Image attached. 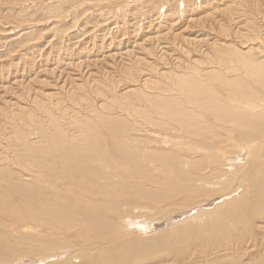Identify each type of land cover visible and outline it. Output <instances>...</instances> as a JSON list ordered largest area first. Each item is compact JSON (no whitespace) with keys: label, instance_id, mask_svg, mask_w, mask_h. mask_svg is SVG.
I'll return each mask as SVG.
<instances>
[{"label":"bare ground","instance_id":"obj_1","mask_svg":"<svg viewBox=\"0 0 264 264\" xmlns=\"http://www.w3.org/2000/svg\"><path fill=\"white\" fill-rule=\"evenodd\" d=\"M235 35L247 36L241 50L259 47L258 60L230 51L208 74L195 66L191 84L177 83L181 98L140 87L149 107L132 127L111 116L104 125L88 117L85 127L69 120L68 131L56 121L53 132L40 133L42 144L26 147L33 159L17 162L24 170L16 177L1 167L0 264L45 263L64 249L65 264H260L264 32ZM234 59L244 66L227 64ZM159 223L169 229L155 232ZM151 230L157 235L144 241L141 232ZM12 244L28 246L13 255Z\"/></svg>","mask_w":264,"mask_h":264},{"label":"rangeland","instance_id":"obj_2","mask_svg":"<svg viewBox=\"0 0 264 264\" xmlns=\"http://www.w3.org/2000/svg\"><path fill=\"white\" fill-rule=\"evenodd\" d=\"M263 3L264 0H0V168L9 165L4 175L16 177L18 170H24L17 162L33 159V152L27 149L42 144L40 133L54 130L56 121L68 131L70 127L65 124L71 120L85 127L91 122H87L88 117L102 125L111 116L120 126L132 127L130 121L142 119L137 114L149 107L140 87L148 94L170 93L181 98L177 83L191 84L195 66L204 70L200 75L208 74L205 70L213 68L214 63L231 58L230 51L258 60L259 47L252 46L253 52L249 48L241 50L239 45L247 36L237 38L235 31L242 36L264 32ZM234 60L227 64L244 66ZM232 74L237 73L229 72L227 76ZM144 80L150 83L143 85ZM206 82L211 79L206 78ZM220 84L219 98L227 100L225 84ZM214 123L221 121L214 118ZM134 213H138L136 222L146 218L144 211ZM161 224L153 230L169 229ZM153 230L141 232L144 241L157 235ZM26 246L12 244L8 251L17 255ZM63 251L57 252L53 260L65 264L67 254L65 258L60 256ZM147 251L144 255H153L151 249ZM25 258L22 260L29 259ZM136 259L139 257H133ZM22 260L9 264H27L20 263ZM53 260L41 263L34 258L30 262L55 264ZM262 263L264 251L260 252Z\"/></svg>","mask_w":264,"mask_h":264}]
</instances>
